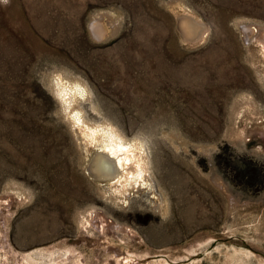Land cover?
Wrapping results in <instances>:
<instances>
[{"label": "rangeland", "instance_id": "rangeland-1", "mask_svg": "<svg viewBox=\"0 0 264 264\" xmlns=\"http://www.w3.org/2000/svg\"><path fill=\"white\" fill-rule=\"evenodd\" d=\"M178 5L208 25L203 42L182 38ZM98 15L114 25L102 40ZM261 30L264 0H0V251L15 264L51 246L76 264L106 263L107 248L143 262L264 264ZM59 74L88 84L89 118L146 143L164 203L101 192ZM88 209L98 217L87 229Z\"/></svg>", "mask_w": 264, "mask_h": 264}, {"label": "bare ground", "instance_id": "bare-ground-1", "mask_svg": "<svg viewBox=\"0 0 264 264\" xmlns=\"http://www.w3.org/2000/svg\"><path fill=\"white\" fill-rule=\"evenodd\" d=\"M172 9L177 16V21L180 25L179 31L184 40L188 43L196 44L206 39L209 27L200 17L190 11H184L179 5L178 7H172ZM100 16L98 15L93 18L92 32L95 34L96 38L102 40L107 32L114 29V25L111 26L112 29L109 28L107 30ZM246 29L250 34L256 31V27H252L250 24L245 26V31ZM259 35L261 37V40L259 39V41H261L260 52L264 55V31L260 32ZM55 87L57 88L56 95L63 106L64 116L67 118L69 125L79 134L77 137V140L80 141L79 145L87 149L85 169L92 180L96 182L101 192L107 195L110 194L114 202L122 205L131 204L132 195L143 191L152 194L149 199L152 200L154 204H158L159 202L161 204L164 203L163 198L159 194L154 173L152 172L150 153L146 143L139 138H129L124 132L118 129L119 127L117 128V126L109 120L105 119L103 121H98L89 118L85 113L84 99L88 98L90 88L81 78L59 74ZM245 97H247L246 103L252 104L248 96H243V99H245ZM93 108L99 112L96 106H93ZM104 185L111 186V190L104 188ZM93 211L94 209L90 211L88 209V214H86L87 212L83 213L84 220H82L81 223L84 227H92L93 220L97 219L98 216H96ZM122 224L123 223H121V225ZM113 225L115 224L113 223ZM105 226L107 227L109 224H103V227ZM113 230L117 235H121V233H119L121 230L119 225L113 227ZM2 234H4V232L0 231V236ZM1 242L0 238V249L2 247ZM107 250L106 257L108 260L103 264H109L110 262H112V264H167L163 263L161 260V262H143L139 261V258L123 256V253L119 251L113 253L111 248H107ZM67 252V249H61L60 251V249H54L52 246L41 249L37 248L32 252L22 253V259L19 260L17 264H76L80 262L77 257H64L65 254L67 255ZM5 262L8 264H15L13 261L9 260L7 253L5 254L3 251H0V264H5ZM99 263L97 262L96 264Z\"/></svg>", "mask_w": 264, "mask_h": 264}, {"label": "water", "instance_id": "water-1", "mask_svg": "<svg viewBox=\"0 0 264 264\" xmlns=\"http://www.w3.org/2000/svg\"><path fill=\"white\" fill-rule=\"evenodd\" d=\"M179 27H180V25H179V22H178V29H180Z\"/></svg>", "mask_w": 264, "mask_h": 264}]
</instances>
